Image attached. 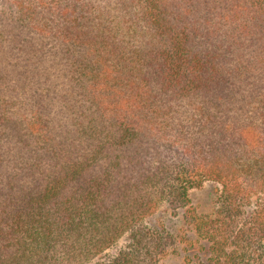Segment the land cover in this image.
I'll use <instances>...</instances> for the list:
<instances>
[{
  "label": "trees",
  "instance_id": "1",
  "mask_svg": "<svg viewBox=\"0 0 264 264\" xmlns=\"http://www.w3.org/2000/svg\"><path fill=\"white\" fill-rule=\"evenodd\" d=\"M264 264V0H0V264H160L151 216Z\"/></svg>",
  "mask_w": 264,
  "mask_h": 264
},
{
  "label": "rangeland",
  "instance_id": "2",
  "mask_svg": "<svg viewBox=\"0 0 264 264\" xmlns=\"http://www.w3.org/2000/svg\"><path fill=\"white\" fill-rule=\"evenodd\" d=\"M220 192L219 184L205 181L202 186L190 189L188 208L172 213L167 205H162L151 216L153 226L166 231L175 240L173 251L160 264H213L205 242L198 239L187 217L192 212L198 216L211 215L217 207Z\"/></svg>",
  "mask_w": 264,
  "mask_h": 264
}]
</instances>
